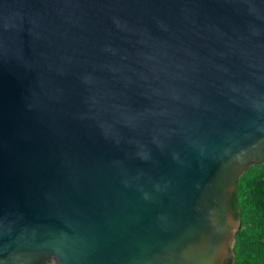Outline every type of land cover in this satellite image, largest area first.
Instances as JSON below:
<instances>
[{
	"label": "water",
	"instance_id": "obj_1",
	"mask_svg": "<svg viewBox=\"0 0 264 264\" xmlns=\"http://www.w3.org/2000/svg\"><path fill=\"white\" fill-rule=\"evenodd\" d=\"M264 163V0H0V264H225Z\"/></svg>",
	"mask_w": 264,
	"mask_h": 264
},
{
	"label": "trees",
	"instance_id": "obj_2",
	"mask_svg": "<svg viewBox=\"0 0 264 264\" xmlns=\"http://www.w3.org/2000/svg\"><path fill=\"white\" fill-rule=\"evenodd\" d=\"M250 169L251 167L247 171ZM237 191L239 219L245 213L249 215V227L236 233L232 254L226 264H264V180L259 178L251 182L242 176ZM51 262L48 259L40 264Z\"/></svg>",
	"mask_w": 264,
	"mask_h": 264
},
{
	"label": "rangeland",
	"instance_id": "obj_3",
	"mask_svg": "<svg viewBox=\"0 0 264 264\" xmlns=\"http://www.w3.org/2000/svg\"><path fill=\"white\" fill-rule=\"evenodd\" d=\"M247 170L243 174V176H245L248 181L253 182V181H255L256 179H259V178H262L264 180V163L259 164V165H253V167L251 166V169L249 171H247ZM248 217H249V215H247L245 213V214H243V217L241 219H239L240 227H239L238 231H240L242 229H247L249 227V225H248ZM235 240H234V244H235ZM234 244H233V246H234ZM50 264H54V261H52Z\"/></svg>",
	"mask_w": 264,
	"mask_h": 264
},
{
	"label": "flooded vegetation",
	"instance_id": "obj_4",
	"mask_svg": "<svg viewBox=\"0 0 264 264\" xmlns=\"http://www.w3.org/2000/svg\"><path fill=\"white\" fill-rule=\"evenodd\" d=\"M47 260H48V259H47ZM50 260H52V261H53V259H51V258H50ZM225 264H226V263H225Z\"/></svg>",
	"mask_w": 264,
	"mask_h": 264
}]
</instances>
